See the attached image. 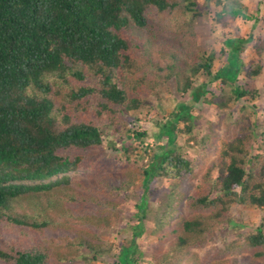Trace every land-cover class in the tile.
Segmentation results:
<instances>
[{
    "label": "trees",
    "instance_id": "obj_1",
    "mask_svg": "<svg viewBox=\"0 0 264 264\" xmlns=\"http://www.w3.org/2000/svg\"><path fill=\"white\" fill-rule=\"evenodd\" d=\"M217 2L222 4L216 14L220 24L234 31L224 47L209 50L197 43L192 30L194 19L203 13L196 0H0V261L88 264L106 251L99 232L91 229L67 239L65 252L58 250L55 257L50 244L27 246L22 236L8 241L3 233L53 227L49 220L21 216L16 204L72 187L70 173L109 159L108 135L121 136L108 146L127 157L136 149L135 142L148 154L147 120L130 114L142 106L145 92L172 78L179 89L189 91L193 78L202 73L206 81L192 90L193 101L205 99L227 108L234 99L260 97L251 79L264 72V38L240 31L241 21H256L258 14L240 0ZM152 9L158 20L152 17ZM136 29L149 31L148 36L135 41L131 33ZM167 31L171 35L166 36ZM249 43L259 54L254 63L245 62ZM219 57L222 61L216 69ZM244 72L246 81L240 83ZM253 107L243 104L242 109L251 111L232 121L239 132L222 141L216 164L189 197L186 208L193 213L183 221L181 234L170 251L161 256L154 253L153 260L196 264L190 246L206 243L218 223L237 225L231 213L234 204L264 209V107L261 112ZM193 109L194 102L180 103L160 125L156 136L164 141L143 169L146 192L161 177L183 184L196 175L198 152H189L194 147L190 141L207 142L194 135ZM183 135L188 143L181 142ZM124 184L112 189L114 197L122 198ZM180 201L176 196L162 212L160 231L182 214ZM136 208L137 221L127 224L133 231L115 264H139L146 194ZM82 218L101 228L111 216L105 218L101 211ZM242 250L264 256V217L253 233L230 241L223 254Z\"/></svg>",
    "mask_w": 264,
    "mask_h": 264
},
{
    "label": "rangeland",
    "instance_id": "obj_2",
    "mask_svg": "<svg viewBox=\"0 0 264 264\" xmlns=\"http://www.w3.org/2000/svg\"><path fill=\"white\" fill-rule=\"evenodd\" d=\"M198 8L202 14L198 15L192 25L197 43L205 49H217L224 47V40L233 34L234 29L223 27L220 24L217 12L222 9V4L218 0H196ZM243 4L251 8L258 14V20L249 19L240 22V31L244 36L253 34L254 37L264 38V0H240ZM152 17L159 19L155 9L151 10ZM190 16V15H189ZM167 25H169L166 22ZM149 31L142 32L134 30L131 36L139 41L138 37L148 36ZM171 35L169 31L166 36ZM253 43V42H252ZM247 45L246 59L256 62L259 54L252 49L253 45ZM157 60L159 54L156 53ZM153 57V56H151ZM154 58V57H153ZM221 57L216 60V69L219 68ZM245 74H240V83L246 81ZM51 77V76H50ZM54 79V77H52ZM206 81V75L200 73L193 78V89L200 83ZM251 82L256 86L260 97L255 100L245 101L244 99L232 100L227 108H219L211 101L198 100L193 101L192 90L184 91L179 89L177 80L172 78L166 83L161 84L152 92L144 93V102L138 109L130 111L131 115L143 118L147 122L148 137L145 139L148 144L149 153L145 154V148L138 142H135L136 149L127 157L123 151L111 149L109 142L120 141L121 136L116 133L108 135V142L105 148L109 159L99 161L96 166L90 169H82L79 172H72V187L53 192L49 195H40L37 197H26L16 204V211L21 216L29 220L44 221L49 220L53 227L34 230L28 227L26 232L5 231L3 238L8 241L18 239L22 236L25 245H37L39 243L50 244L52 253L59 250L65 252L67 239L78 236L79 231L91 229L99 232L106 247V251L100 255L97 260L88 264H115V259L120 253L121 246L129 241L132 231L127 228L129 222H136L134 212L137 210L136 203L140 201L143 194L147 195V211L145 219V233L138 239V245L141 252L139 264H162L158 260H153L154 253L161 256L171 250V245L176 241L177 236L181 234V226L186 217H189L193 211H189L187 201L197 190V184H200L208 174L212 165L216 164L222 141L229 136L237 134L238 127L232 125V121L241 117L242 113L249 114L250 110L242 109L243 104L253 107V110H262L264 107V72L255 77ZM194 102L193 112L196 114V128L194 135L203 140L204 144L191 140L190 146H194L189 152L196 150L197 155L194 161V177L180 184L178 180H171L161 177L150 185V190L146 192L143 185V169L146 162L154 152L160 148L161 141L156 134L159 133L160 125L170 116V113L180 103ZM230 111L234 112L231 116ZM126 125V124H125ZM124 125V126H125ZM124 127H122L123 129ZM187 135L180 139L182 143H188ZM188 155L192 156V153ZM190 179V180H189ZM125 182L122 192V198L114 197L113 190L116 184ZM196 186V187H195ZM113 189V190H112ZM78 196V197H76ZM181 198L179 209L181 215L173 218L168 228L159 230V217L162 212L176 199ZM119 201V203H118ZM179 202V201H178ZM103 213L104 217L111 216L110 222L104 224L101 228L93 226L87 222V216L98 212ZM237 225L232 226L228 223H218L214 225L212 234L208 237L206 243L201 246H190L189 250L196 256V264H234L238 261L240 264H264V256H257L254 251L242 250L239 252H229L223 254L230 241L236 239L239 234L253 233L258 226L264 209L254 206L244 207L240 204H234L231 210ZM86 219V220H85ZM178 232H176L175 230ZM61 247L62 249H59ZM64 248V249H63ZM57 263L75 264L74 260H64ZM0 264H10L0 261Z\"/></svg>",
    "mask_w": 264,
    "mask_h": 264
}]
</instances>
